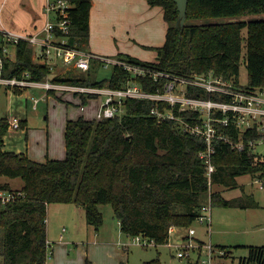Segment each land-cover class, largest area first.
Returning <instances> with one entry per match:
<instances>
[{"label": "trees", "instance_id": "16d2710c", "mask_svg": "<svg viewBox=\"0 0 264 264\" xmlns=\"http://www.w3.org/2000/svg\"><path fill=\"white\" fill-rule=\"evenodd\" d=\"M160 5L167 22L165 42L154 46L156 60H142L119 52L118 57L150 65L157 69L189 75L208 72L233 80L235 87L248 90L264 89V18L210 21L212 16H227L264 11V0H188L185 24H181L175 0H147ZM92 0H75L72 7V39L84 48L89 40V17ZM198 19H203L199 22ZM247 28L246 36L243 28ZM243 40L247 53L244 62L248 79L240 76ZM14 55L2 53L5 76H23L43 80L51 74L46 63L34 59L33 46L26 41L14 45ZM94 64V65H93ZM101 61L93 59L87 70L54 74L57 82L88 86L122 87L130 73L113 65L108 78L98 79ZM71 70V69H70ZM142 87L155 91L165 79L139 76ZM55 94L50 89L47 94ZM87 103L95 93L77 92ZM192 95L219 98L217 93L195 87ZM154 100L128 97L124 111L115 116L87 118L83 114L68 118L65 127L66 155L36 160L25 152L4 147L9 128L8 116L0 117V175L21 177L24 196L0 204V264H44L47 257V209L51 202H74L85 209L87 221L99 229L104 222L101 203H110L128 235H142L163 243L172 225L189 226L195 222L202 204L211 195L212 205L242 207L260 205L255 198L232 199L218 190L209 191L207 167L200 157L204 139L181 131L172 119L158 121L152 114ZM195 120L199 112L182 111ZM216 115L222 113L216 112ZM21 126L24 125V120ZM234 140L258 138L256 128L242 133L232 121L218 123ZM213 185L237 186L239 175L250 173L264 177V152L257 147L240 150L228 141L215 143ZM0 188H13L0 181ZM227 248L226 245H220ZM228 249V248H227ZM230 253V249H228ZM238 264H264V244L250 245L249 253ZM146 264H159V259Z\"/></svg>", "mask_w": 264, "mask_h": 264}, {"label": "rangeland", "instance_id": "374dc122", "mask_svg": "<svg viewBox=\"0 0 264 264\" xmlns=\"http://www.w3.org/2000/svg\"><path fill=\"white\" fill-rule=\"evenodd\" d=\"M28 1L0 0L1 17L6 21L14 20L18 24L20 21H26L21 18V13L22 9L27 8ZM30 1L34 2V0ZM43 1L36 0L38 5L42 3V12H39L40 17H43ZM118 8H120V13ZM126 8V4L117 0L116 6L111 8L112 15L107 28L103 30L92 28L91 43L94 50L102 52L98 46L108 48L114 45L113 35H117L114 29L118 24V18ZM36 13L39 14L37 11ZM260 18H264V11L212 16L208 20L242 19L250 21ZM140 21L137 26L139 34L136 33V36L143 39H138L140 42L145 43L142 44L137 41L135 51L140 58L151 60L156 56V49L152 45L161 44L165 39L167 23L163 17L162 7L156 5L145 8V16ZM198 21L203 22L204 20L198 19ZM43 23L42 20V24H38V29L42 27ZM118 29H121L119 25ZM246 33L247 28L244 27L243 35L246 36ZM118 36L120 38V35ZM12 47L13 45L11 49ZM246 53V40H243V59L240 70L243 82L248 79V69L244 62ZM112 69L113 65L99 67L96 77L98 79L108 78ZM69 71L80 72L77 69H69ZM47 92V89L41 86L14 88L0 84V117L8 116L9 121V128L4 136L6 149L25 152L30 157L39 160H45L48 156L57 157V154L65 156V121L66 118H72L78 114L80 109L78 104L82 103V98L75 95L74 91L69 90L58 91L48 95V97ZM35 97L39 98L36 105L34 104ZM85 114L88 115V113ZM14 115L20 117V122L24 120L23 126L19 128L10 126L11 117ZM257 149L264 152V142L258 144ZM237 179V186L215 184L212 191L218 190L222 196L232 199H245L253 196L260 205L249 207L212 205L210 228L206 222L195 221L193 223L198 236L209 239L208 234L210 232L213 244L216 246L226 245L230 249V254L226 258L228 264H237L241 256L247 255L250 244H264V177L245 173L239 175ZM5 180L13 188H21L23 184L21 177L0 175V181ZM100 209L104 215V222L99 229H96L93 224L87 221L85 209L82 206L74 202L49 203L47 209L48 236L51 239L52 250L44 264H53V260L56 259L60 260L58 264H146L147 261L156 259H159V264H194L189 259L179 258L175 253V248L168 246L166 241L154 245H145L139 242L136 236L121 232L119 220L114 215L110 203H101ZM186 227L178 226L179 232H185ZM207 228L210 230L208 234ZM60 237L64 238V242L59 245L57 243H59ZM0 261H2L1 255Z\"/></svg>", "mask_w": 264, "mask_h": 264}, {"label": "built area", "instance_id": "2783aa9c", "mask_svg": "<svg viewBox=\"0 0 264 264\" xmlns=\"http://www.w3.org/2000/svg\"><path fill=\"white\" fill-rule=\"evenodd\" d=\"M75 0H46L43 7L44 23L38 30L21 32L0 21V48L2 53L10 54V46L21 41H26L33 46L35 60L46 63L51 74L43 80L33 79L26 71L23 76H5L0 74V84L9 87L22 88L28 86H41L47 91L69 90L102 95L103 99L98 109L96 118L115 116L124 111V101L128 97L149 98L154 100L151 112L158 121L172 119L181 131H187L204 139L205 146L199 152L200 157L207 167L209 191H212L211 176L216 166L213 161L215 143L225 140L232 146L242 150L246 146L257 147L264 142V89L248 90L235 87L233 80L225 78L222 74L215 73L212 69L203 73L183 75L150 65L122 59L118 56L103 55L84 48L77 40L72 39V7ZM38 48L37 50L35 48ZM93 59L101 61L103 67L118 64L130 73L127 84L122 87L88 86L57 82L52 79L54 74H64L69 69L87 70ZM4 64L3 55L0 54V69ZM139 76H150L155 81L164 78L162 87L155 91L145 90L138 80ZM200 87L209 93H217L219 98L211 96L192 95V88ZM94 97V96H92ZM91 98V97H89ZM39 101L34 98V104ZM85 103L82 104L84 108ZM182 111L199 112L195 120L182 115ZM222 115H216V112ZM235 123V127L242 133L247 129L256 128L260 132L258 138L245 141L242 137L237 140L228 136L226 131L219 128L218 123ZM20 117H11L10 126L19 128ZM21 188H0V204L24 196ZM212 220L211 195L206 203L202 204L195 221L206 222L208 226ZM176 226L169 228L166 240L168 246H173L179 258H186L194 264H228L226 258L230 254L228 249L213 244L210 238L203 239L197 235L193 224L187 230L172 235ZM210 228V226H209ZM139 242L145 245L157 244L153 239L142 235H135ZM47 257L50 256L52 243L47 239ZM48 263V262H47ZM238 264V263H237Z\"/></svg>", "mask_w": 264, "mask_h": 264}, {"label": "crops", "instance_id": "0c3cea01", "mask_svg": "<svg viewBox=\"0 0 264 264\" xmlns=\"http://www.w3.org/2000/svg\"><path fill=\"white\" fill-rule=\"evenodd\" d=\"M45 1L46 0L43 1L44 4H45ZM116 1L117 0H92V6H91V10H90V17H89V40L86 44V49L91 50L95 53H99V54H103V55H110V56H117V54L119 52H125V53H129L131 55H134V56H137L138 58H140L136 54V51H135L136 42L137 41L140 42V40L142 39L139 36H136L137 35L136 33H138L137 32V26L141 22L140 20L145 16V8H150V7L156 6V5H150L147 0H120L123 2V4H126L127 8H126V10H123V13L118 18V24L115 26L116 28L114 29V32L117 35H113L114 39H115L114 45L111 47H108V48H105L104 46H98L99 49L102 50V52H100L99 50H94L92 48V43H91L92 28L93 29L94 28L95 29H101V30H103L104 28H107L108 23L111 19V15H112L111 8L113 6H116ZM28 2L29 3H27V6H26L27 8L22 9V13H21L22 14L21 18L25 19L26 21H24V22L20 21V23L18 24L16 21L14 22V20L6 21L4 18L1 17V15H0V21L3 22L5 25L10 26L11 28H14V29L21 31V32H31V31L37 30L38 24H42V20L44 21V17L41 16L43 18L42 19L40 17V13H39V12H42V3H41V5H38L36 0H34V2L29 0ZM43 7H44V5H43ZM118 10L120 13V8H118ZM36 11L39 14H37ZM162 13H163V17H164L163 7H162ZM142 15H144V16L142 17ZM164 20H165V18H164ZM118 25H119V27H121V29H118ZM166 30H167V27L165 28V37H166ZM118 35H120V38ZM138 39H140V40H138ZM164 42H165V39L161 44H157L154 46L162 45ZM140 43L144 44L145 42H140ZM11 46H10V55H14V52H15L14 45H13L12 49H11ZM154 46L152 45V47H154ZM156 58H157V51H156L155 58L151 59V61L156 60ZM140 59H142V58H140ZM142 60H144V59H142ZM145 60H148V59H145ZM73 93H75V95H79L82 98V96L80 94H78L76 92H73ZM47 97H48V94H47ZM102 99H103L102 95H97V96L91 97L88 99V102H87V104H85L84 108L82 107L83 103L78 104L79 108H80L79 112L75 117H72V118H76L81 114H83L87 118L96 117L98 109L101 105ZM82 102H83V98H82ZM85 113H88V115H86ZM68 118H66V121H65L64 134H65V127H66V122H67ZM64 140H65V136H64ZM4 147H5V145H4ZM60 156H62V154H57V157H50V158H60ZM48 157H46V159ZM31 158H33V157H31ZM33 159H36V158H33ZM36 160H39V159H36ZM41 161H44V160H41ZM2 182H4V181H2ZM119 225H120V223H119ZM175 229H176V231L174 233L175 237L178 234L183 233V232H179L178 226H176ZM120 231H121V228H120ZM48 234H49V229H48V220H47V238L50 239V236H48ZM172 237H173V235H172ZM58 241H59V243H57V244L60 245L64 242V238L60 237L58 239ZM250 245H253V244H250ZM58 263H60L59 259H56L55 261L53 260V264H58Z\"/></svg>", "mask_w": 264, "mask_h": 264}, {"label": "water", "instance_id": "95a60500", "mask_svg": "<svg viewBox=\"0 0 264 264\" xmlns=\"http://www.w3.org/2000/svg\"><path fill=\"white\" fill-rule=\"evenodd\" d=\"M178 4L181 16V24H185L186 16H187V8H188V0H175Z\"/></svg>", "mask_w": 264, "mask_h": 264}, {"label": "bare ground", "instance_id": "6f19581e", "mask_svg": "<svg viewBox=\"0 0 264 264\" xmlns=\"http://www.w3.org/2000/svg\"><path fill=\"white\" fill-rule=\"evenodd\" d=\"M94 65V64H93Z\"/></svg>", "mask_w": 264, "mask_h": 264}]
</instances>
